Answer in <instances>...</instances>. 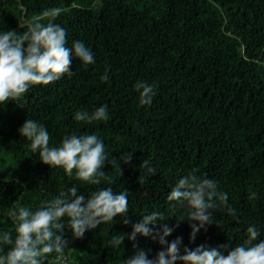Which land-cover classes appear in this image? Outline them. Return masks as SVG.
Listing matches in <instances>:
<instances>
[{"label":"trees","instance_id":"obj_1","mask_svg":"<svg viewBox=\"0 0 264 264\" xmlns=\"http://www.w3.org/2000/svg\"><path fill=\"white\" fill-rule=\"evenodd\" d=\"M56 8L60 15L42 22L52 19L63 27L69 48L83 42L95 63L85 66L73 58L71 78L33 86L18 101L0 105V234L9 232L15 240L14 209L36 211L75 186L85 199L99 188L128 191L130 223L117 217L82 239L66 226L71 250L50 254L45 264H61L58 258L67 264H123L139 250L153 259L162 249L152 237L110 244L153 212L165 218L150 225L152 232L174 229L168 241L182 237L181 255L185 247L200 245H227L230 251L245 243L252 225L260 233L253 243L264 240V0H0V34H22L29 22ZM138 81L156 86L151 105L141 106ZM103 105L107 122L74 119L80 110L92 113ZM26 119L47 129L50 146L59 147L72 133L95 134L109 157L118 158L122 176L106 162L110 182L89 185L43 164L20 135ZM126 152L133 156L129 164L119 160ZM144 160L155 175L139 184ZM193 169L215 180L235 209V216L226 207L214 210L212 225L194 242L188 209L168 200ZM178 220L184 221L177 227ZM10 248L0 244V255Z\"/></svg>","mask_w":264,"mask_h":264},{"label":"clouds","instance_id":"obj_2","mask_svg":"<svg viewBox=\"0 0 264 264\" xmlns=\"http://www.w3.org/2000/svg\"><path fill=\"white\" fill-rule=\"evenodd\" d=\"M61 9L45 10L27 25L22 34L8 30L0 34V105L5 106L9 101H18L33 86H47L64 76L74 74L71 71L73 58L80 60L83 65L95 63V57L90 48L81 41H74L71 48L67 47V32L59 24L44 18H55ZM108 80L107 71L101 77ZM135 90L139 93L141 106L151 105L156 95V86L145 81H138ZM107 105H103L94 112L80 110L74 119L78 122H107L109 120ZM20 135L30 141L31 150L39 152L40 161L51 168H62L68 176L75 175L77 180L89 185H100L102 181H109L108 174L103 169L106 162L116 168L122 176L118 158L109 157L105 145L95 134L77 135L72 133L63 138L59 147L50 146V134L37 121L26 119L19 129ZM133 159L132 153H124L119 160L129 164ZM140 168L138 183L146 182V177L155 175V169L150 161L144 160ZM110 182V181H109ZM129 195L126 190L116 192L112 187L99 188L85 199L78 194L73 186L61 192L50 202H44L39 209L31 211L27 207L13 210L11 215L16 221V237L11 233L0 234V244L11 245L4 255H0V264H45L52 253L63 255L68 247L64 239L63 230L67 226L71 229L75 239H82L87 231L95 230L102 224H115V218L120 217L125 225L130 223ZM254 198V194L253 197ZM168 200L174 202L173 207L180 205L188 209V221L192 229L191 240L201 230L207 231L212 225L213 212L217 208L226 207L230 216H235V209L228 206V195L218 191L217 182L211 178L199 175V169H193L172 188ZM67 217V225L64 220ZM165 217L153 212L144 215L128 234H117L110 241L114 247H120L125 239L135 242L137 236L152 237L161 246L155 258L149 259L143 251L124 260L123 264H264V240H258L259 231L255 225L247 228L248 239L242 245L228 250L227 245L218 248H207L200 245L194 250L187 247L181 255L182 237L169 243L174 229L165 226L162 234L153 233L151 226ZM185 220V219H184ZM183 220V221H184ZM178 220L177 227L180 222ZM136 247V244H133ZM227 252V255L224 253Z\"/></svg>","mask_w":264,"mask_h":264},{"label":"built area","instance_id":"obj_3","mask_svg":"<svg viewBox=\"0 0 264 264\" xmlns=\"http://www.w3.org/2000/svg\"><path fill=\"white\" fill-rule=\"evenodd\" d=\"M57 261H59L61 264H67V261L65 258H63V259L58 258Z\"/></svg>","mask_w":264,"mask_h":264}]
</instances>
